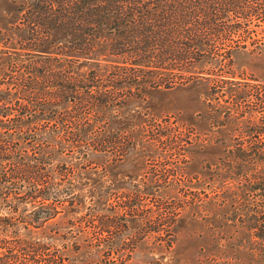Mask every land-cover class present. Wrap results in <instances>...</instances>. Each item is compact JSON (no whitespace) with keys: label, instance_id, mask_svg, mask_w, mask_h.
Listing matches in <instances>:
<instances>
[{"label":"trees","instance_id":"1","mask_svg":"<svg viewBox=\"0 0 264 264\" xmlns=\"http://www.w3.org/2000/svg\"><path fill=\"white\" fill-rule=\"evenodd\" d=\"M258 1L264 4V0H32L25 16L30 31L22 47L25 53L9 56L11 75L0 80V252L39 254L42 245L20 231L39 228L76 203L75 170L58 168L57 157L79 160L91 149L112 148L120 160L127 153V137L107 131L101 116L134 98L132 86L171 88L195 79L234 78L214 68L231 65L235 51L246 47L249 37L242 35L237 43L234 35L264 18L248 14L237 24L233 16L239 8L254 9ZM55 32L62 33L63 42L45 47ZM199 65L212 67L198 72ZM85 66L87 70L82 69ZM226 92L232 99L221 106L222 125L233 124L251 140L223 152L221 164L231 175L218 176L217 206L222 210L228 202L236 205L233 219L262 241L264 254L260 140L264 115L254 120L253 109L242 107L254 101L264 112V90L223 85L209 93ZM195 204L194 198L188 203ZM202 204L208 203L202 199Z\"/></svg>","mask_w":264,"mask_h":264},{"label":"rangeland","instance_id":"2","mask_svg":"<svg viewBox=\"0 0 264 264\" xmlns=\"http://www.w3.org/2000/svg\"><path fill=\"white\" fill-rule=\"evenodd\" d=\"M31 6L32 0H0V80L11 75L9 56L25 53L22 47L30 37L25 16ZM236 11L237 24L248 14L264 18L260 1L254 9ZM247 29L234 35L237 43L242 35L249 39L235 51L233 63L214 68L234 78L195 79L171 88L138 83L132 86L134 98L107 109L103 126L127 137V153L120 160L112 148L91 149L79 160L57 157L58 168L75 170L76 203L39 228L20 231L39 242L42 252H0V264H264L262 241L232 217L236 205L217 206L218 176L231 175L221 164L223 152L251 139L233 124L222 125L221 106L232 96L210 94V89L264 90V19ZM62 38L53 33L45 47L61 44ZM209 67L199 65L196 71ZM242 107L253 109L254 120L264 115L254 101ZM212 113L216 118L209 117ZM40 142L47 143L45 138ZM57 177L64 185V175ZM192 198L196 204L189 207Z\"/></svg>","mask_w":264,"mask_h":264}]
</instances>
